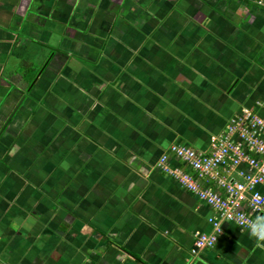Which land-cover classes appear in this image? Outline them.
Masks as SVG:
<instances>
[{
    "label": "crops",
    "instance_id": "crops-1",
    "mask_svg": "<svg viewBox=\"0 0 264 264\" xmlns=\"http://www.w3.org/2000/svg\"><path fill=\"white\" fill-rule=\"evenodd\" d=\"M243 109L264 117L253 1L0 0V264H264L225 221L193 255L217 213L158 167Z\"/></svg>",
    "mask_w": 264,
    "mask_h": 264
},
{
    "label": "built area",
    "instance_id": "built-area-1",
    "mask_svg": "<svg viewBox=\"0 0 264 264\" xmlns=\"http://www.w3.org/2000/svg\"><path fill=\"white\" fill-rule=\"evenodd\" d=\"M247 1L264 6L263 0ZM168 154L187 164L191 171L172 167ZM168 154L159 160V169L209 205L218 216L209 220L213 234L196 235L193 255L214 248L223 221L254 234L253 223L264 221V117L243 109L230 118L221 135L212 137L210 151L199 152L175 144ZM254 235L259 240L264 238Z\"/></svg>",
    "mask_w": 264,
    "mask_h": 264
},
{
    "label": "clouds",
    "instance_id": "clouds-1",
    "mask_svg": "<svg viewBox=\"0 0 264 264\" xmlns=\"http://www.w3.org/2000/svg\"><path fill=\"white\" fill-rule=\"evenodd\" d=\"M252 228L254 234L264 236V221L257 220L256 222L253 223Z\"/></svg>",
    "mask_w": 264,
    "mask_h": 264
}]
</instances>
